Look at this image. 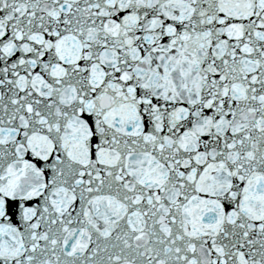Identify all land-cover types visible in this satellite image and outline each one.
Returning a JSON list of instances; mask_svg holds the SVG:
<instances>
[{"label":"snow or ice","instance_id":"snow-or-ice-1","mask_svg":"<svg viewBox=\"0 0 264 264\" xmlns=\"http://www.w3.org/2000/svg\"><path fill=\"white\" fill-rule=\"evenodd\" d=\"M0 264H264V0H0Z\"/></svg>","mask_w":264,"mask_h":264}]
</instances>
